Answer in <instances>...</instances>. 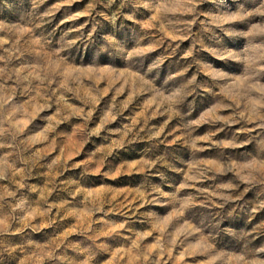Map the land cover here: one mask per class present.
Returning a JSON list of instances; mask_svg holds the SVG:
<instances>
[{
    "label": "rangeland",
    "instance_id": "obj_1",
    "mask_svg": "<svg viewBox=\"0 0 264 264\" xmlns=\"http://www.w3.org/2000/svg\"><path fill=\"white\" fill-rule=\"evenodd\" d=\"M0 264H264V0H0Z\"/></svg>",
    "mask_w": 264,
    "mask_h": 264
}]
</instances>
